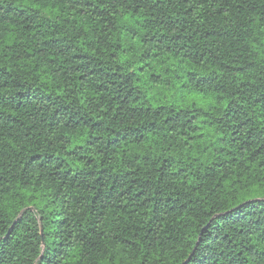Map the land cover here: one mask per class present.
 <instances>
[{
	"label": "trees",
	"instance_id": "trees-1",
	"mask_svg": "<svg viewBox=\"0 0 264 264\" xmlns=\"http://www.w3.org/2000/svg\"><path fill=\"white\" fill-rule=\"evenodd\" d=\"M0 264H264V0H0Z\"/></svg>",
	"mask_w": 264,
	"mask_h": 264
},
{
	"label": "snow or ice",
	"instance_id": "snow-or-ice-1",
	"mask_svg": "<svg viewBox=\"0 0 264 264\" xmlns=\"http://www.w3.org/2000/svg\"><path fill=\"white\" fill-rule=\"evenodd\" d=\"M225 211L230 212V210H228V209H226ZM237 211H241V209L237 208ZM225 219L227 220L226 217H225ZM214 224H216V220H211V222L204 228V230H203L204 234H209V235L204 236L205 240H209L210 230L213 228Z\"/></svg>",
	"mask_w": 264,
	"mask_h": 264
},
{
	"label": "water",
	"instance_id": "water-1",
	"mask_svg": "<svg viewBox=\"0 0 264 264\" xmlns=\"http://www.w3.org/2000/svg\"><path fill=\"white\" fill-rule=\"evenodd\" d=\"M43 232V231H42Z\"/></svg>",
	"mask_w": 264,
	"mask_h": 264
}]
</instances>
